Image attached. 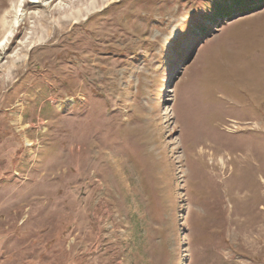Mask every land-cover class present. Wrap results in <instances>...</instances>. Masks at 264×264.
Listing matches in <instances>:
<instances>
[{
  "label": "rangeland",
  "instance_id": "374dc122",
  "mask_svg": "<svg viewBox=\"0 0 264 264\" xmlns=\"http://www.w3.org/2000/svg\"><path fill=\"white\" fill-rule=\"evenodd\" d=\"M211 1L0 0V264H264V6Z\"/></svg>",
  "mask_w": 264,
  "mask_h": 264
},
{
  "label": "trees",
  "instance_id": "16d2710c",
  "mask_svg": "<svg viewBox=\"0 0 264 264\" xmlns=\"http://www.w3.org/2000/svg\"><path fill=\"white\" fill-rule=\"evenodd\" d=\"M206 4L208 5L209 3ZM210 5L213 8L210 14L214 18L216 16L217 20L214 21L217 22L218 20H224V16L228 17L232 13L248 12L255 8H261L264 6V0H212ZM163 234L160 232V235H156L151 245L150 253L148 254L141 251L143 239L139 242L136 238L131 240L126 248L131 252H136L137 256H129L127 264H160L156 257L159 252V247H164L165 253L168 252L167 243L165 242ZM140 253L142 254L140 255Z\"/></svg>",
  "mask_w": 264,
  "mask_h": 264
}]
</instances>
